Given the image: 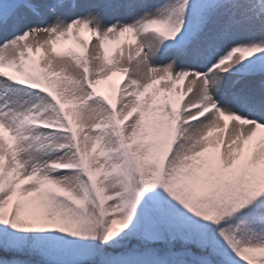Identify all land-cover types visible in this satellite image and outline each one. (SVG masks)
<instances>
[{
  "label": "snow or ice",
  "instance_id": "1",
  "mask_svg": "<svg viewBox=\"0 0 264 264\" xmlns=\"http://www.w3.org/2000/svg\"><path fill=\"white\" fill-rule=\"evenodd\" d=\"M0 264H264V0H0Z\"/></svg>",
  "mask_w": 264,
  "mask_h": 264
},
{
  "label": "rangeland",
  "instance_id": "2",
  "mask_svg": "<svg viewBox=\"0 0 264 264\" xmlns=\"http://www.w3.org/2000/svg\"><path fill=\"white\" fill-rule=\"evenodd\" d=\"M148 2H149L150 4H155V3H160V2H162V0H148ZM67 44H69V42H67L66 44H64V45L62 46V48H65L64 46H66ZM130 47L132 48L133 51H135V46H134V45H133V46H129L127 43H125V44L122 46L123 53H124V57L128 55V51H129V48H130ZM62 48H61L60 46H58V50H62ZM88 50H89V52H91V44L88 46ZM47 52L52 53L50 50H48ZM119 52H120V50H117V52L115 53V55H116V56H119ZM52 54H54V53H52ZM54 55H55V54H54ZM55 56H56V55H55ZM57 57H62V56H57ZM57 71H58V70H57ZM120 79H121L120 75L117 74L116 76L112 77L111 80L108 81V82H115V83H117ZM108 82H104L102 85H106ZM125 83H126V80H125ZM123 86H124L123 84H120V88H123ZM187 86H188V83H187V81H185L184 84H183V86H182V89H181V88H178L177 91H181V90L186 91V90H187ZM158 87L166 88V87H168V85H167V84H161V85H159ZM119 95H122V93H118V97H117V98H119ZM191 96H192V94L190 93V94H189V97H191ZM187 98H188V97H186V99H187ZM117 106H119V105H117ZM229 130H231V125H230V129H229ZM215 135H217V134H214V136H215Z\"/></svg>",
  "mask_w": 264,
  "mask_h": 264
},
{
  "label": "bare ground",
  "instance_id": "3",
  "mask_svg": "<svg viewBox=\"0 0 264 264\" xmlns=\"http://www.w3.org/2000/svg\"><path fill=\"white\" fill-rule=\"evenodd\" d=\"M87 35L88 34H86V38H87ZM94 43H95V41L93 40L92 44H94ZM126 57L127 56H125V58ZM48 60L52 61V65H53L54 70H59L65 63H71L69 60V57H67V56L57 57L54 54L47 52L44 60L41 62V66H44Z\"/></svg>",
  "mask_w": 264,
  "mask_h": 264
},
{
  "label": "trees",
  "instance_id": "4",
  "mask_svg": "<svg viewBox=\"0 0 264 264\" xmlns=\"http://www.w3.org/2000/svg\"><path fill=\"white\" fill-rule=\"evenodd\" d=\"M108 94L107 93H105L106 95H112V87L111 86H109V89H108Z\"/></svg>",
  "mask_w": 264,
  "mask_h": 264
}]
</instances>
